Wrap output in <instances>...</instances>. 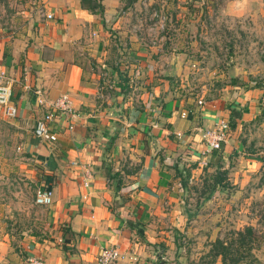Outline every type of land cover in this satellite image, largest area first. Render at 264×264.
<instances>
[{"label": "crops", "instance_id": "0c3cea01", "mask_svg": "<svg viewBox=\"0 0 264 264\" xmlns=\"http://www.w3.org/2000/svg\"><path fill=\"white\" fill-rule=\"evenodd\" d=\"M230 22L261 30L264 0H0V69L17 108L0 116V142L10 131L52 191L24 224V210L0 206V264H97L104 247L121 255L108 264H173L181 177L219 165L241 183L264 165V57L224 60L235 50L211 38ZM36 93L70 102L52 142L32 133L45 111ZM220 118L230 136L204 152L201 130Z\"/></svg>", "mask_w": 264, "mask_h": 264}, {"label": "rangeland", "instance_id": "374dc122", "mask_svg": "<svg viewBox=\"0 0 264 264\" xmlns=\"http://www.w3.org/2000/svg\"><path fill=\"white\" fill-rule=\"evenodd\" d=\"M227 27L228 35L211 38L213 43L217 40V45L229 44L235 50L230 56L224 52V60L264 57V28L260 30L245 23L241 31L231 22ZM218 54L221 55H213V62L220 61V57H215ZM188 87L196 94L203 89L198 82ZM3 136L5 141L0 144L6 143V148L0 158L6 161L0 162V206L5 216L12 212L23 214L24 210L26 214L21 217L15 215L18 222L24 224L28 220V209L40 207L33 203L39 184L28 173L33 167L32 161L16 150L12 133L7 131ZM223 170L222 181L214 186L211 177L214 169L202 174L201 180L194 179L186 184L184 210L187 219L179 248L170 252L173 264H264V165L241 183H235L231 176H226L227 170ZM239 238H243L244 244H239ZM216 239L228 247L223 255Z\"/></svg>", "mask_w": 264, "mask_h": 264}, {"label": "built area", "instance_id": "2783aa9c", "mask_svg": "<svg viewBox=\"0 0 264 264\" xmlns=\"http://www.w3.org/2000/svg\"><path fill=\"white\" fill-rule=\"evenodd\" d=\"M46 17H50L47 14ZM13 79L4 69H0V116L5 119L15 118L17 108L11 99ZM110 87V86H108ZM35 102L38 105L44 106L45 111L35 121L32 133L39 140L52 142L56 139V132L51 129L50 122L61 113L72 114L69 99L66 95H60L55 100L46 102L40 93L35 94ZM181 117L185 114L182 112ZM202 143L204 144V152H210L212 149H219L222 143L226 142L230 136L229 125L224 118L218 119L209 127L201 130ZM177 136L180 133L176 134ZM52 191L47 185H42L37 189L34 195V203L38 206H45L51 202ZM121 255L115 248L104 247L100 250L97 258V264H108L120 258ZM39 258H31L29 264H41Z\"/></svg>", "mask_w": 264, "mask_h": 264}, {"label": "trees", "instance_id": "16d2710c", "mask_svg": "<svg viewBox=\"0 0 264 264\" xmlns=\"http://www.w3.org/2000/svg\"><path fill=\"white\" fill-rule=\"evenodd\" d=\"M218 166L219 165H217L215 168H214V170H216L215 172H213L212 173V175H211V177H212V181H213V186L214 185H216V184H218V183H220L221 181H222V179H223V177H221V175H222V173H225L224 172V170L222 169V170H219L218 169ZM180 175L182 176L183 175V173H180ZM187 176H188V173L186 172L185 173V179L183 180L182 179V177H181V185H182V187L183 188H186V184H187ZM204 181L206 182L207 180H206V178L204 179ZM211 185V186H212ZM248 233H249V231H248ZM239 234V233H238ZM218 244H219V249H220V251L219 252H221L222 253V255L224 254V251L228 248L227 246H225L224 244H223V241H221V240H219V239H216L215 240ZM239 244H244V242H243V238H239ZM222 264H223V262H222Z\"/></svg>", "mask_w": 264, "mask_h": 264}]
</instances>
